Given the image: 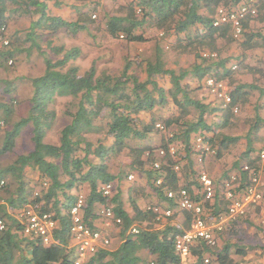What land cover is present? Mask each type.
<instances>
[{
  "label": "trees",
  "instance_id": "1",
  "mask_svg": "<svg viewBox=\"0 0 264 264\" xmlns=\"http://www.w3.org/2000/svg\"><path fill=\"white\" fill-rule=\"evenodd\" d=\"M76 1L97 2L92 9H96L100 4L99 0ZM241 1L119 2L112 14H105V31L101 25L96 24L91 12H82L79 13L78 19L67 20L61 16L50 15L46 0H0V25L7 22L10 13L14 12L32 15L34 18L37 16L26 30L24 38L20 31L12 34L11 47L7 53L15 57L16 61L18 54L25 53L29 58L35 50L43 59L45 66L41 75L29 78L32 93L28 100L30 107L26 116L18 120L12 119L15 108L11 107V102L14 100L12 96L16 92L13 89L15 87L2 89L5 96L11 94V102H0L2 109L0 123L5 122L7 125L5 129L0 125V129H3L0 156L13 152L16 140L29 125L32 128L34 148L27 154L17 155L12 163L0 168V198L6 197L10 206L16 209L30 204L39 212L52 213L58 224L53 233L55 242L45 245L39 238L22 235L19 218L9 214L1 206L0 216L6 218L8 228L0 237V264H75L78 255L70 231V208L76 199L72 190L79 184H87L89 187L84 210V219L89 226L99 228L94 222L95 216L101 217L99 212L95 213L97 203L111 206L115 215L122 219V223L114 225L120 229L121 245L116 250L100 247L83 264H148L150 261L143 259L139 254L143 249L154 256L151 261L154 264H183L175 248V239L178 234L189 228L194 216L192 211H182L184 223L181 226L174 221L177 215L175 213L166 225L159 227L157 214L153 210L134 206L135 215L132 217L124 208L120 190L105 195L100 186L112 182L116 177L110 170L111 156L118 155L123 149L128 148L133 159L132 168L144 173L158 196L173 207L178 205L179 197L169 198L167 191L179 189L178 173L174 165L191 155L194 150L191 144L193 136H203L205 142L216 150L215 156L219 159L239 143L241 136L218 131V126L225 128L236 120L233 107L246 105L250 102L251 91L260 90L263 93L264 87L258 85L256 81L238 82L235 78L237 70L256 72L257 69L252 65L246 67L245 59L239 56L224 57L222 48H228L236 41L243 49L250 51L258 46L264 48V32L253 24L254 21H264V0H261L258 14L243 21L244 31L241 36L243 41L234 37L231 24L215 26L214 19L220 6L236 7ZM87 23H94L99 32L104 30L113 39L124 38L123 40L128 43L147 42L149 39L137 30L146 25L155 27L162 30L164 35L174 37L175 43L172 45L174 49L193 53L194 61L185 67L168 66L164 49L157 41L150 56L140 59L126 56L120 69L98 70L95 59L90 68L81 71L79 65L71 62L76 57L77 48L64 52V47L56 45L53 39L61 31L75 35L87 28ZM222 43L225 44L221 45ZM207 50L217 52V57H204L202 52ZM234 59L237 60L236 69L230 66ZM136 67H141V74L144 73V77L135 69ZM1 68V72L8 73L11 66ZM258 72L264 73L262 69ZM210 76L229 81L232 100L226 106L220 103V107H213L214 104L205 103L192 95L193 90L205 86L203 82ZM160 78L165 80L169 78L170 85L161 82ZM8 83L11 84L12 81ZM192 84H195L194 88H191ZM59 97H72L76 99V104L75 110L68 113L71 120L61 129L59 143L52 144L45 141V135L56 120L57 113L51 105ZM167 105H175L177 113L163 117L165 131L156 127V119L149 124L142 123L143 115L150 113L154 115L155 109ZM211 115L219 116L222 122H212L209 118ZM262 128L264 129V117H256L251 125L250 134L256 133L257 139L262 140L264 139V133H260ZM154 130L164 132L160 146L141 148L129 145L128 139L144 138ZM171 145L176 146L179 152L182 149L181 152L184 151L187 155H182L178 160V157L175 158L169 151ZM248 149L244 155L245 162L259 171L261 159L259 156L251 158L255 149L252 146ZM156 150H163L166 160L162 163V169L167 175L160 185L156 183V179L161 175V171L153 167L157 159ZM147 151L149 152L147 159H143ZM205 156L207 154H203V159ZM238 162H235V168ZM238 164V170L240 169L238 175L243 177L242 185L238 186V189H242L249 184V173L242 169L240 163ZM29 171L37 172L44 180L37 192L27 180ZM185 174L188 179L189 173ZM198 174L196 171L192 173L196 181L185 187L194 200L202 201V187ZM7 177L11 180L6 181ZM216 183L218 186L216 185L214 202L206 200L202 203L204 218H211L227 211L229 202L220 195L221 183L219 181ZM192 184L197 185L199 194H194L190 186ZM232 223L237 225V221ZM135 226L138 229L137 233L131 231ZM248 246L252 248L251 244ZM234 247L235 255L246 254L247 247L244 243L232 245L225 242L222 246L218 244L211 246L199 241L191 248V254L195 256L192 264H203L206 256L209 257L207 264H236L232 256ZM189 261L191 258L186 264H189Z\"/></svg>",
  "mask_w": 264,
  "mask_h": 264
},
{
  "label": "rangeland",
  "instance_id": "2",
  "mask_svg": "<svg viewBox=\"0 0 264 264\" xmlns=\"http://www.w3.org/2000/svg\"><path fill=\"white\" fill-rule=\"evenodd\" d=\"M119 2H128L130 0H118ZM114 0H101V4L97 6L96 9H91L92 14H95L92 16V18L96 21V24L101 25V28L105 29L106 24V17L105 14L107 13H113L114 9L116 8L117 3ZM261 3V2H260ZM32 15H25L20 14L17 12L10 13L7 25L9 27L10 34L20 31L22 38L25 37L26 30L29 29L32 20L37 19V16ZM255 27L259 28L264 32V21L262 22H255L253 23ZM145 30V31H144ZM144 31V32H143ZM138 33H144L145 37L149 39L147 42H131L128 43L124 38L120 39H113L109 35H107L105 32H102L99 34V38L96 41L95 47L91 48V55H96V66L98 70L102 68H107L110 70H117L122 67L124 57H133L138 58L150 56L153 53V49L155 46V42L159 41L161 46L164 49L165 53V60L167 62V65L173 68H179L181 66H188L194 61V54L188 53V52H180L179 50H176L173 48L172 45H174L175 40L172 35H164V32L162 30H159L155 27L146 25V27L137 30ZM56 38V45L61 46L64 42V34H57L55 36ZM243 41V37L240 39ZM240 43V42H239ZM225 43H222L221 45H224ZM28 45V44H27ZM223 52L222 55L224 57H237V54L243 52L244 53H250L251 54V61L253 62L252 66L255 67L257 70L256 72H244L236 74V77L238 82H244V83H252L255 81L258 83V85L264 87V73L261 74L258 72L259 69H262L264 72V48L262 47H256L252 51L249 49H243L240 44H238V41L233 43L228 48H222ZM241 54V55H242ZM63 55V54H61ZM59 57V56H57ZM237 63V60H232L230 62V66L232 67ZM44 62L43 59L36 53L34 50L31 57L27 58L25 53H21L17 55L15 64L11 66L9 72L2 71L0 68V102H11L10 97L11 94H7L6 96L2 92V89L5 87L12 88L13 86H19L20 92H15L13 94V102H11L12 106L15 108V112L12 116L13 120H18L20 117H24L27 115V104L30 105V102L28 101L30 98V94H25V89H28L27 92H29V89H31V84L29 81L30 77L39 76L43 73L44 70ZM237 67V64H236ZM140 74L142 72L141 67L135 68ZM236 69V68H235ZM142 77L145 76L144 73L141 74ZM23 78L22 81L20 78ZM167 79V78H166ZM164 80V81H162ZM236 80V82H237ZM8 81H12L11 84L8 83ZM160 81L163 83H167L170 85V79L168 78L165 80V78H160ZM227 82V81H226ZM195 83V82H194ZM229 85V81L227 82ZM204 85V84H203ZM195 84L191 85V88H194ZM230 87V85H229ZM208 90L205 86L198 88L196 90L192 91V95L200 99L202 101H207L209 104H214L213 107H220V101L214 99L207 95ZM260 91L259 90H253L251 91L250 96V102L246 105H240L239 112L236 113V120H233L230 124H228L225 128H220L218 126V131L222 130L228 134L231 135H240L244 136L249 133L251 129L252 123L255 121L256 117H264V106L262 104V107L259 105V109L255 107L257 101H259L260 98ZM263 97H261L262 99ZM6 99V100H5ZM264 103V100H262ZM76 99H73L72 97H59L56 102H54L51 105V108L56 111V120L52 126V128L47 131L45 135V141L52 143V144H58L59 138H60V132L61 129L66 125L67 122L71 120V116L68 115V113L71 111L73 112L75 110ZM162 110V111H161ZM167 110V111H164ZM156 112H162L163 114L172 113L175 115L177 113V107L175 105H167L163 108H157ZM0 116H2V110L0 109ZM238 117V120H237ZM211 121H219L222 122L221 118L219 116L211 115L209 117ZM163 115H159L158 118H156L157 123H162ZM213 119V120H212ZM1 127L5 129L7 127L5 122L0 123ZM3 129H0V144L3 138ZM260 133H264V129L262 128L260 130ZM257 135V134H256ZM258 136V135H257ZM129 145L131 146H138L139 140L137 139H131L128 141ZM259 145V148L262 149L264 147V139L258 141L257 143ZM257 145V146H258ZM34 148V143L32 141V128L31 126H27L25 129H23L22 134L19 136V138L16 140V146L11 153H7L3 156H0V168L5 167L8 164L12 163L17 155L19 154H27ZM258 148V149H259ZM181 153V149L180 152ZM182 154V153H181ZM121 154L119 155H112L110 160V166L112 168H115L120 163ZM209 155H207L208 157ZM130 158L128 151L127 154L124 155V158ZM206 157V158H207ZM217 159V158H216ZM205 159H203L204 161ZM218 160V161H217ZM214 160V165L217 169L218 175L213 177L210 173L207 172L212 178H214L217 182L221 183L223 179L226 178V176L237 172V168H235V162L237 161V145L232 147L229 151H227L222 159ZM241 162L240 164L243 165L241 159L238 160ZM262 161V160H261ZM246 163V162H245ZM199 165V164H198ZM202 167V166H201ZM199 170V168H198ZM259 175H260V188L262 189V179H264V161L261 162V168ZM200 173V172H198ZM181 175V174H180ZM185 175V172L183 171V174ZM182 175L180 177H182ZM6 181H10L11 179L7 177L5 179ZM27 180L29 182V185L34 186V190H39V176L37 172L29 171ZM85 191V189L82 187L80 188V191ZM221 190V189H220ZM115 192V191H114ZM220 195L222 194V191L220 192ZM264 199L262 201V204L260 206L252 207L249 212L242 217L241 219L237 220V225L235 224H227L225 225L224 231L218 235V245L222 246L225 242H229L232 245H235L237 243H244L246 244L247 251L250 252V254L253 253V256L249 258H245L243 255H235V249L233 248V254L236 264H247L250 260L262 258L264 257ZM99 225L102 223V226L99 228L103 230L105 234L109 236V238L112 241V236L110 233V230L113 229L114 225H105V220L100 217V220L98 221ZM110 233V234H109ZM249 244L252 245V248H249ZM208 257V256H206ZM251 258V259H250ZM195 259V256L193 255L191 257V261H189V264L193 263V260Z\"/></svg>",
  "mask_w": 264,
  "mask_h": 264
},
{
  "label": "built area",
  "instance_id": "3",
  "mask_svg": "<svg viewBox=\"0 0 264 264\" xmlns=\"http://www.w3.org/2000/svg\"><path fill=\"white\" fill-rule=\"evenodd\" d=\"M261 0H242L236 7L220 6L215 13L214 25L219 26L224 23L231 24L233 27V35L236 39H240L243 35V21L247 17H254L258 14V7ZM11 47V36L9 28L6 23L0 25V68L10 67L15 63V57L7 53ZM204 57L216 58V52L204 51L202 54ZM236 68V65L233 66ZM206 87L208 91L220 101L223 106H226L231 102L232 97L230 94V87L224 80H219L214 77H208L206 79ZM234 113L239 112V107L235 105L233 107ZM157 127L161 130H165L164 125L157 124ZM194 151L198 154V160L203 161V154L211 155L216 154V150L207 144L203 136H197L192 144ZM170 153L177 157L176 146L171 145ZM161 154H165L163 150ZM259 157L264 161V148L260 150ZM244 171L249 173V184L242 189H238V186L242 185L243 177L234 172L222 181V194L229 202L227 211L221 214L204 218L203 214V201L214 200L216 184L214 179L205 171L199 174V181L202 187V201L194 200L186 187H181L178 190H168L167 196L169 198L179 197V202L176 208L172 206L163 207L161 205H154L149 207L157 214V220L160 221L163 218H170L174 215L175 210H188L193 212V218L190 226L183 233L178 234L175 239V248L179 253L183 264H186L189 258H191V248L199 241H204L208 245L214 246L218 244V235L223 232L225 225L235 222L244 217L252 207H257L262 204L264 194L260 188V175L255 167H252L248 163L242 165ZM154 167L157 170H161V163L155 162ZM174 169L177 173L181 172L180 163L174 165ZM165 174H161L157 178V183L161 184ZM129 178H133L130 176ZM47 185V183H45ZM100 190L105 195H111L113 193V183H103L100 186ZM75 201L70 208L71 216V235L74 245L77 248V259L75 264H82L86 257L91 256L100 247H107L111 240L101 230L92 228L84 219V210L87 204L86 195L83 192H79ZM264 213V208H263ZM106 221L107 225L120 224L122 219L120 216H116L111 206H105L99 213ZM20 220L22 235L32 236L39 238L43 244L51 245L54 243L53 233L57 228V220L54 215L49 212H39L33 205L25 206L19 211L18 216ZM8 221L6 218L0 216V237L4 231L8 228ZM134 233L138 232L137 227L132 230ZM209 262V257H205L203 264ZM154 264V262L152 263ZM248 264H264V257L250 260Z\"/></svg>",
  "mask_w": 264,
  "mask_h": 264
},
{
  "label": "crops",
  "instance_id": "4",
  "mask_svg": "<svg viewBox=\"0 0 264 264\" xmlns=\"http://www.w3.org/2000/svg\"><path fill=\"white\" fill-rule=\"evenodd\" d=\"M99 2L101 4L100 0H99ZM46 3H47V10L50 13V15L61 16L67 20H76V19H78L79 13L91 12L92 6L97 5V2L96 3H91V2L88 3V2H81V1H76V0H46ZM17 13H20V12H17ZM87 25H88L87 28L80 30L75 35H71V34L69 35L65 31L60 32V34H64V42L65 43H63L61 45L64 47V52L71 49V48H75V47L77 48L76 57L71 62L76 64V65H79L81 68V71H84V70L90 68L92 65V62L95 59H97L96 55H91V48L95 47L96 41L99 38V34L104 32V30H101L99 32L97 27L95 26L96 24H94V23H92V24L87 23ZM53 40L55 41V44H56L55 37ZM260 43H261V40H260ZM242 53L243 52L237 54V56H239L242 59H245L244 63L246 65V67H249L250 65L253 64V62L251 61V54L250 53L242 54ZM244 72H250V71H248V70H242V71L237 70L238 74L244 73ZM22 79L23 78L21 77L20 80L22 81ZM203 84H204V82H203ZM14 87L15 88H13V89L16 90V92L17 91L20 92L19 86H17V87L14 86ZM27 90L28 89H25L24 93L25 94L29 93L31 95L32 89H29V92H27ZM206 91H207V95H210L214 99L213 95L208 90H206ZM260 94L261 95H260L259 101H257V103L255 105V107L257 109H259L260 105H261L260 107H262V104L264 106V103H262L263 102L262 100H264V92L261 93V91H260ZM261 97H263V98L261 99ZM204 102L208 103L207 101H204ZM26 106H27V110H28L30 105L27 104ZM11 107H13V106H11ZM164 111H167V110H164ZM169 114L170 113L163 114L162 112H156V109H155L154 115H151V113H150V114H146V115L142 116V123L143 124L144 123L149 124L153 121V119L158 118L159 115H163V117L166 118V117L170 116ZM250 131L248 134L241 136L242 138L239 141V143L237 144V161L239 159H241V161L243 160L242 163H245L244 155L248 152V150H249L248 147L252 146L255 149V152H253L251 154V158H255V157L259 156V153L261 150V148H259V145L257 144L258 141H260V140L257 139L256 133H253L251 135ZM163 133H164L163 131L157 132L154 130V131L148 133L144 138H131V139L139 140V144L136 147H141V148L153 147V148H156V147L160 146L162 141H163V136H164ZM196 137L197 136H193V138L191 139L192 140L191 144H193ZM131 139H128V141ZM262 148H264V147H262ZM176 149H177V147H176ZM127 151H128L130 158H128V157L124 158V155L127 154ZM177 151H178V156H177L178 160H179V158H181L182 155H184V156L187 155L186 152H184V151H182L183 153L181 152L182 154L179 153L178 149H177ZM119 154H121V156H119L120 163L115 168H112L110 166V170L116 176L115 179L112 181L113 182V191H115V192H118V190L121 191L120 196H121V199L124 203L125 210L133 217L135 215V207L134 206H136L140 209H148V210H150L149 207L154 206V205H158V204L163 206V207L171 206V205L167 204V202L165 200H162L158 196V193L153 190L152 186L150 185L151 182H149V180L147 179V177L144 173H142L141 171H139L135 168H132V160L133 159L129 153V149L125 148ZM148 154H149V152L147 151L144 154L143 159H147ZM155 154L157 157L155 162L160 161L161 164L163 162H166V160H164L165 158L163 157V155L160 154V150H156ZM206 157L207 156H205L204 161L200 162L198 160V154L193 150L191 155L188 158H185L183 161H181V163H180L181 172L177 174L178 175V187H185L188 184L196 181L195 176L192 175V173L194 174L195 171L197 173L198 172L201 173L202 171L207 170V172L210 173L213 177L218 175L217 169L215 167H213V165L215 163L214 160L216 161L219 158L216 159L215 154H211L207 158ZM220 159H222V158H220ZM238 163H241V162H238ZM238 163H237V174L240 170V169L238 170V166H239ZM198 168H199V170H198ZM183 171L185 173L187 172V174L189 173L188 179L186 178V174L182 175ZM163 172L167 175V172L165 170H163ZM180 174L182 175V177H180L181 176ZM130 176H133V178H129ZM214 181L216 183V180H214ZM216 185H217V183H216ZM30 186L32 187V185H30ZM190 186H191V189L194 192V194H199L200 191H199V188L197 187L196 184H192ZM219 186H220L219 188L221 189L222 182ZM82 187L85 189V191L84 190L80 191V188H82ZM32 189H33V187H32ZM262 189H264V179H262ZM79 192L85 193V195L87 197V195L89 193L88 185L87 184H79V186L77 188H74L72 190V193L75 195V197ZM262 193H263V191H262ZM222 196L224 197V195H222ZM224 199H225V197H224ZM212 201L214 202V200H212ZM28 205H30V204H28ZM1 206L4 207L7 210V212L9 214H12L13 216L14 215L17 216V213L22 210V208L16 209V208L10 206V204L8 203V199L6 197L0 198V207ZM104 206L105 205L102 203L95 204V213H98L99 211H101L104 208ZM174 207L176 208V206H174ZM175 213L177 215H176V219L174 221H175V223H178L181 226V224L184 223L183 212H182V210H179L177 208L175 210ZM172 217L163 218L160 221L157 220L158 221L157 225L159 227H163L172 219ZM99 220H100V218H97L96 216L94 217V222H96L98 227L102 226V223H100V225H99V222H98ZM190 223H191V221H190ZM190 223H189V226H190ZM232 224L233 223H231L230 225H232ZM119 232H120V229L116 228V227H114L113 229L110 230V233H111L110 236L113 237L112 241L110 243V246H109V248L111 250H116L122 243V238L120 237ZM139 254L141 255V257H143V259L150 261V263H148V264L153 263L151 261L153 260L154 256L151 255L147 250L143 249L140 251ZM244 256L247 259V258L253 256V253L250 254V252H248L246 250V254ZM143 264H147V263H143Z\"/></svg>",
  "mask_w": 264,
  "mask_h": 264
},
{
  "label": "clouds",
  "instance_id": "5",
  "mask_svg": "<svg viewBox=\"0 0 264 264\" xmlns=\"http://www.w3.org/2000/svg\"><path fill=\"white\" fill-rule=\"evenodd\" d=\"M261 2V1H260ZM260 5V4H259ZM95 14H92V16H94ZM4 23H6L7 24V22H4ZM9 28V27H8ZM10 33V32H9ZM10 36L12 37V34H10ZM121 37H123V35H121ZM208 51V50H207ZM204 52V51H203ZM203 52H202V54H203ZM211 52V51H210ZM217 53V52H216ZM15 64V63H14ZM236 65V64H235ZM233 68V67H232ZM233 69H235V68H233ZM210 77H212V76H210ZM208 78V77H207ZM206 78V79H207ZM215 78V77H214ZM206 79L204 80V85H205V87H206ZM217 79V78H216ZM219 80H221V79H219ZM225 81V80H224ZM207 88V87H206ZM238 106V105H237ZM239 107V106H238ZM158 124V123H157ZM157 124H156V127H157ZM162 124V123H161ZM163 131H165V130H163ZM177 150V149H176ZM161 151V150H160ZM160 154H161V152H160ZM161 155H163V157L165 156V154H161ZM173 155V154H172ZM175 157V156H174ZM157 162H159V163H161L160 161H157ZM154 164H155V162H154ZM154 164H153V167H154ZM155 168V167H154ZM155 169H157V168H155ZM159 171H161V174H165L164 172H163V169H162V164H161V170H159ZM38 176H39V186L41 187V182H42V178H41V176L38 174ZM161 176V175H160ZM165 176H166V174L164 175V177H163V180H164V178H165ZM159 177V176H158ZM157 177V178H158ZM44 181V180H43ZM2 183H3V181H2ZM156 183H157V179H156ZM162 183H163V181H162ZM161 183V184H162ZM43 184H44V182H43ZM158 184V183H157ZM158 185H160V184H158ZM33 188H34V186H33ZM179 188H181V187H179ZM36 192L38 191V190H35ZM114 192V191H113ZM87 198V197H86ZM86 202H87V199H86ZM177 206V205H176ZM105 207V206H104ZM174 207V206H173ZM175 208V207H174ZM23 209V208H22ZM184 211V210H183ZM19 213V212H18ZM18 213H17V216H18ZM99 213H100V211H99ZM101 218H103L102 216H101ZM104 219V218H103ZM105 220V219H104ZM105 224H106V221H105ZM107 225V224H106ZM112 225H115L114 223L112 224ZM108 226H110V225H108ZM136 227V226H135ZM134 228V227H133ZM97 229H100V228H97ZM133 230V229H132ZM131 230V231H132ZM103 231V230H102ZM133 232V231H132ZM134 233V232H133ZM107 235V234H106ZM108 236V235H107ZM109 237V236H108ZM111 240V239H110ZM111 243V242H110ZM110 246V244L107 246V247H109ZM78 257V256H77ZM90 257V256H89ZM88 257H86L84 260H83V262L87 259ZM83 262H82V264H83Z\"/></svg>",
  "mask_w": 264,
  "mask_h": 264
}]
</instances>
